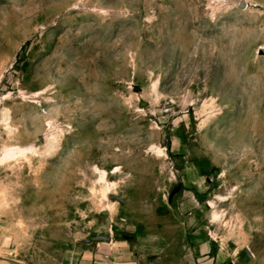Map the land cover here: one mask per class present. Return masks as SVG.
Returning <instances> with one entry per match:
<instances>
[{"label":"rangeland","instance_id":"1","mask_svg":"<svg viewBox=\"0 0 264 264\" xmlns=\"http://www.w3.org/2000/svg\"><path fill=\"white\" fill-rule=\"evenodd\" d=\"M264 264V0H0V264Z\"/></svg>","mask_w":264,"mask_h":264},{"label":"crops","instance_id":"2","mask_svg":"<svg viewBox=\"0 0 264 264\" xmlns=\"http://www.w3.org/2000/svg\"><path fill=\"white\" fill-rule=\"evenodd\" d=\"M131 264H144L143 262H141L140 260L139 261H134V262H132Z\"/></svg>","mask_w":264,"mask_h":264}]
</instances>
